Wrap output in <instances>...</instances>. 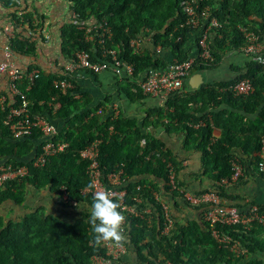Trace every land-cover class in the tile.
<instances>
[{"label":"trees","instance_id":"16d2710c","mask_svg":"<svg viewBox=\"0 0 264 264\" xmlns=\"http://www.w3.org/2000/svg\"><path fill=\"white\" fill-rule=\"evenodd\" d=\"M70 1L78 20L94 17L97 22L107 23L112 36L106 40V47L115 48L117 57L133 66L132 76L123 79L127 85L122 87V90L128 93L133 87L141 90L138 82L149 69L161 68L173 60L181 61L190 55V50L200 34V28L181 26L185 20L182 11L184 1L196 3L199 9L208 6L210 13L216 16L222 25L220 29L211 30V59L204 62L197 60L198 64H194L191 71L215 67L227 51L241 53L239 46L245 43L241 26H247L264 37V0ZM0 2L14 4V0ZM30 17L29 13H23L21 16L16 13L11 16L17 22ZM64 34L66 40L63 51L68 58L78 49H87L92 60L101 58L99 46L86 42L82 30L76 25L68 26ZM133 38L143 40L142 49L138 52H134L130 46V40ZM145 38L150 40V48L148 45L145 47ZM10 49L29 54L33 46L27 40L15 37L10 41ZM163 52H169L170 60L165 59ZM234 70L231 78L204 83L198 91H188L184 82L181 92H174L164 100L163 106L166 108L161 111V115L164 114L163 119H168L166 126L185 132L203 151L204 168L215 182L209 191L226 200L232 199L228 186L219 182L222 178H230L231 160L238 159L243 168L247 162L257 167L260 161V138L264 134L262 67L257 61L249 59L243 66ZM82 71L92 74L87 70ZM58 78L70 80L74 88L65 93L59 92L52 84V81ZM73 78V73H40L27 92L30 113L42 115L56 127L57 134L53 140L64 139L68 142L64 151L48 156L43 165L33 166L31 163L44 143L41 132L34 129L29 135L13 138L3 123L7 109L0 106V164L28 166L27 176L8 180L0 187V204L7 200L17 204L23 202L27 185L37 190L48 189L58 197L61 194L60 187L63 186L69 199L76 200L77 204H86L87 209L72 223L47 215L40 208L17 220L6 219L0 214V264H92L93 256H105L106 250L103 246L95 248L91 243L92 231L88 219L92 196L80 194V190L87 187L90 181L85 172L87 163L80 158L79 150L96 137L102 140L98 154L100 169L105 174L122 165L123 187L126 189L124 201L139 212V215L122 212L126 223V245L131 244L139 250H151L150 243L143 241L145 232L150 230L162 254L159 264H264V223L254 221L248 227L216 226L221 234L230 237L231 242L239 244L244 250L240 254L232 251L230 245L217 241L203 219L201 224L192 221L185 225L174 218L172 230L162 234L160 204L151 196L150 188L159 193L162 190L164 195L160 193V198L163 200L166 194H170L172 200L179 198L177 192L171 191L166 183V168L162 158L172 161L170 152L159 140L149 135L147 139L146 135L140 132V126L138 127L135 120L117 117L110 121V115H96V108L91 110L81 97H74L77 87ZM241 78H250L252 82L254 89L249 95L235 96L226 89L220 90ZM24 85L22 81L20 86L23 88ZM52 96H55V102L58 104L54 113L48 105ZM199 119L204 121L203 126L195 129L187 125L188 121L196 122ZM109 125H113V132L110 134L107 130ZM214 127L219 128L222 134L212 142ZM142 137L146 138L143 146L139 143ZM238 149L245 157L238 155ZM138 174H150L160 179L163 182L162 188L153 180L129 181ZM137 186H140V189ZM144 201L153 206L151 226L147 225V215L143 213ZM59 202L64 207H72L68 201ZM173 202L176 205V202ZM249 204L264 210V204L253 201L247 203ZM195 208L202 210V206Z\"/></svg>","mask_w":264,"mask_h":264},{"label":"built area","instance_id":"2783aa9c","mask_svg":"<svg viewBox=\"0 0 264 264\" xmlns=\"http://www.w3.org/2000/svg\"><path fill=\"white\" fill-rule=\"evenodd\" d=\"M182 11L185 14V20L181 26H188L193 29L200 28V34L196 43L190 50V55L179 61L173 60L165 64L161 68L149 69L145 72L143 78L138 82L141 92L145 95H151L165 100L169 95L182 89L186 78L189 76L194 64H198L197 60L204 62L211 59V30L220 29L221 22L212 15L208 6L199 9L198 5L192 1H184ZM22 11H18L17 15L21 16ZM19 25L16 19H10L3 26L2 30L8 38V43L3 47V60L0 62V75L4 74L8 80V89L14 99V104H7L5 95H0V106L7 109L3 123L8 127L10 135L13 138H20L29 135L32 130H39L44 137V143L41 145L39 152L34 155L31 160L33 166H40L46 162L50 155L64 151L68 146V142L64 139L53 140L57 134L56 127L40 114H31L29 111L30 100L27 92L32 88L35 80L39 77V70L31 68L24 70L15 66L11 57L10 41L15 38V29ZM83 32V38L86 42L97 44L100 48L101 58L92 60L90 52L87 49H78L68 59L64 66L65 74L71 75L78 70H87L92 74H99L103 71H110L116 78L126 76L130 78L133 74V66L126 61L117 57L115 48H107L106 40L110 39L112 33L105 21L96 22L94 24H84L82 21L77 26ZM240 30L243 34L245 43L239 46V50L249 59L257 61L264 72V37L261 33L249 29L247 26H241ZM180 38V37H178ZM143 40L133 38L130 40V46L134 52L142 49ZM159 48L157 47V51ZM109 56L107 59L106 57ZM109 59V60H108ZM197 62V63H196ZM24 81L23 88L20 83ZM54 88L59 92L65 93L74 88V84L67 79L58 78L52 81ZM226 89L235 96H247L253 91V85L250 78H241L234 84L222 87L220 90ZM48 105L54 113L58 107L55 102V96L50 98ZM116 105L114 112L110 114V121L117 117ZM188 126L199 128L204 125L202 119L196 122L188 121ZM109 134L113 132V125L107 128ZM101 138L96 137L91 140L84 148L79 150V156L87 163L85 172L91 183L95 185V189H106L112 198L121 205L120 210L125 213L139 215L133 206L126 205L124 198L126 197V189L123 187V169L122 165L107 173H103L98 162L99 147ZM260 161L257 163V171L264 177V134L260 138ZM166 168V183L171 191H176L178 197L191 207L202 206L203 220L208 224L211 235L219 242L230 245L232 251L240 254L244 252L237 242H231L229 236L221 234L216 228L219 226L242 225L248 227L252 222L257 221L264 223V210H260L256 205L249 204L244 211L234 206L223 204L221 198L212 191L202 193H192L178 183L176 168L172 161L168 158H162ZM232 174L230 178H222L219 184L227 185L234 183L243 174V165L236 158L231 160ZM28 174V166L22 164L20 166H12L8 164H0V187L8 180L15 178H23ZM140 189V186H137ZM94 189V190H95ZM93 190V191H94ZM61 194L59 199L68 201L72 206L77 205L76 200L69 199L68 194L63 186L60 187ZM80 194H90L92 191L87 187L80 190ZM155 200L159 201L162 214V234L169 233L174 224V217L167 201L160 198V195H154ZM138 200V199H136ZM125 225H122L125 232ZM106 250L105 256H93L92 264H116L119 258L126 251V243L123 246H116L108 243L103 246Z\"/></svg>","mask_w":264,"mask_h":264},{"label":"crops","instance_id":"0c3cea01","mask_svg":"<svg viewBox=\"0 0 264 264\" xmlns=\"http://www.w3.org/2000/svg\"><path fill=\"white\" fill-rule=\"evenodd\" d=\"M13 3L9 5L0 2V62L3 60V47L8 43V38L2 28L13 14L22 11L25 14L29 13L31 17L19 22L15 29V37L19 40H27L33 49L29 54L12 51L11 59L15 66L24 70L37 68L41 74L45 75L64 74V66L69 59L63 51L66 40L64 30L70 25L78 26L81 21L84 24H94L97 20L94 17L78 20L70 0H14ZM144 40L145 47L148 45L150 48V40L148 38ZM162 55L166 60H170L169 52H163ZM247 60L249 58L242 53L225 52L215 67L206 69L207 80L205 83L231 78L235 72L234 68L243 66ZM73 77L77 87L74 97H81L84 103L86 101L87 108L89 107L91 110L96 108V115L107 117L114 112V105H116L117 117L135 120L138 127L140 126V132L145 134L147 139L149 135L159 140L170 152L172 163L176 168L177 180L184 188L192 193L207 192L213 188L215 182L203 165V151L190 140L185 132L165 125L168 119L167 117L163 119L164 114L161 115L162 108L163 110L166 108L163 106L164 100L145 95L135 87L129 93L123 91L122 87L127 85V82L123 80L126 76L116 78L110 71L89 74L78 70L73 73ZM177 92H181V90ZM0 95H5L8 105L14 103L13 96L8 89L7 77L4 74L0 75ZM221 134L219 128H212L211 141L214 142L220 138ZM145 137L140 139L141 146L145 144ZM237 153L239 156L245 157L240 149L237 150ZM141 179L153 180L159 188L163 186L160 179L150 174H138L129 181L135 182ZM226 186H228L232 199H221L223 204L234 206L239 210L247 209V203L250 201L264 204V177L255 166L248 162L239 179ZM148 187L150 188V186ZM155 193L164 195L162 190L159 193L156 189L150 188V194L154 200ZM24 194V201L20 204L11 200L0 204V214L6 219L17 220L26 213L40 208L47 215L72 223L87 209V205L83 203L77 204L81 208H78L77 205L62 206L58 195L48 189L37 190L27 185ZM166 195L165 200L171 206V212L177 222L187 225L194 221L201 224L203 217L200 208L191 207L180 198L172 200L170 194ZM173 201L176 202V205ZM138 202H140L139 199ZM144 205L143 213L147 215V225L151 226L153 206L146 201H144ZM145 240L150 243L151 250L148 251L146 248L139 250L128 244L125 253L116 264H159L162 254L155 244L152 231L145 232L143 241Z\"/></svg>","mask_w":264,"mask_h":264},{"label":"clouds","instance_id":"9594fccd","mask_svg":"<svg viewBox=\"0 0 264 264\" xmlns=\"http://www.w3.org/2000/svg\"><path fill=\"white\" fill-rule=\"evenodd\" d=\"M87 188L92 191L88 219L92 231V245L95 248H100L108 243L123 246L126 243V236L122 228L125 216L120 210V203L112 198L108 190L95 189V185L91 182ZM77 207L81 208L79 205Z\"/></svg>","mask_w":264,"mask_h":264},{"label":"water","instance_id":"95a60500","mask_svg":"<svg viewBox=\"0 0 264 264\" xmlns=\"http://www.w3.org/2000/svg\"><path fill=\"white\" fill-rule=\"evenodd\" d=\"M207 80V71L205 68H199L189 74L186 79L188 91H194L200 88Z\"/></svg>","mask_w":264,"mask_h":264},{"label":"rangeland","instance_id":"374dc122","mask_svg":"<svg viewBox=\"0 0 264 264\" xmlns=\"http://www.w3.org/2000/svg\"><path fill=\"white\" fill-rule=\"evenodd\" d=\"M0 210H1V208H0Z\"/></svg>","mask_w":264,"mask_h":264}]
</instances>
